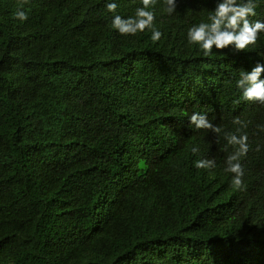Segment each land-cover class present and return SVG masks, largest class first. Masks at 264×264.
Returning a JSON list of instances; mask_svg holds the SVG:
<instances>
[{
  "label": "trees",
  "instance_id": "trees-1",
  "mask_svg": "<svg viewBox=\"0 0 264 264\" xmlns=\"http://www.w3.org/2000/svg\"><path fill=\"white\" fill-rule=\"evenodd\" d=\"M219 2L156 0L153 41L112 26L142 0H0V264H264V105L237 87L264 33L204 56L187 32ZM227 133L248 137L240 190Z\"/></svg>",
  "mask_w": 264,
  "mask_h": 264
},
{
  "label": "clouds",
  "instance_id": "clouds-1",
  "mask_svg": "<svg viewBox=\"0 0 264 264\" xmlns=\"http://www.w3.org/2000/svg\"><path fill=\"white\" fill-rule=\"evenodd\" d=\"M168 15L176 12V0H163ZM156 0H142V7H138L134 17L123 18L120 15L114 16L112 20L113 28L122 36H134L138 32L152 29L151 39L159 41L162 32L153 27L155 13L150 9L154 7ZM257 4L255 0H221L217 3L214 11H210L208 22H201L188 29L187 40L189 44L198 45L204 56H209L213 48L222 51L233 47L237 52L246 50L249 46L255 45L260 33H264V21L252 22L249 17L256 15ZM108 12H115L117 4L109 2L106 4ZM16 16L19 20H27L24 11H18ZM264 64H257L251 71L242 70L237 81V87L242 90L243 98L246 101H255L264 105ZM190 123L197 129L210 130L214 134H219L221 128L215 126L205 114L193 113L190 116ZM235 124H241L237 117L233 120ZM226 139L229 144L238 146L237 150L227 157V167L225 171L233 174L232 185L240 190L243 186L244 167L241 158L247 155L249 150L247 135L237 136L227 133ZM198 148L193 147L192 152L196 154ZM198 169H212L215 165L213 159H201L196 161Z\"/></svg>",
  "mask_w": 264,
  "mask_h": 264
}]
</instances>
